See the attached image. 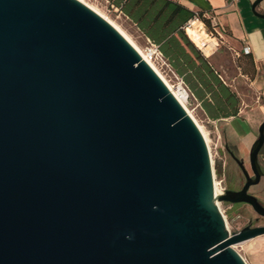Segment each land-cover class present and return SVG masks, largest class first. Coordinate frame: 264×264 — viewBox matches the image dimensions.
I'll return each instance as SVG.
<instances>
[{"label":"water","instance_id":"water-1","mask_svg":"<svg viewBox=\"0 0 264 264\" xmlns=\"http://www.w3.org/2000/svg\"><path fill=\"white\" fill-rule=\"evenodd\" d=\"M252 4V11L259 17ZM193 118L135 48L79 0H0V264H246Z\"/></svg>","mask_w":264,"mask_h":264},{"label":"crops","instance_id":"crops-1","mask_svg":"<svg viewBox=\"0 0 264 264\" xmlns=\"http://www.w3.org/2000/svg\"><path fill=\"white\" fill-rule=\"evenodd\" d=\"M106 1L111 3L109 0H101L109 7ZM256 1L255 12L264 14V0H125L121 9L118 5L120 2L117 5L112 3L118 8V11H112L124 23L129 34L144 43L151 41L150 38L164 40L172 34L176 35L179 28L185 32L188 22L201 17L210 22L212 30L218 32L237 56L241 54L248 58L251 64L250 84L255 98L250 104L243 101L242 105L238 103L236 113L224 117L225 112H219L212 119L215 125L222 128L224 148H231L243 160V164H248L249 149L264 120V18L252 11V4ZM177 6H181L182 10L178 11ZM188 12L191 17H188ZM244 46L249 48L247 55H243ZM218 77L227 85L219 73ZM230 90L234 92L231 88ZM236 97L238 98L237 94ZM193 98L203 114L210 119L200 105L208 95L200 100ZM258 161L264 171V145L259 152ZM234 166L235 174H239L237 166ZM237 180L238 177H233L234 182ZM262 180L264 181V175L259 183Z\"/></svg>","mask_w":264,"mask_h":264},{"label":"rangeland","instance_id":"rangeland-1","mask_svg":"<svg viewBox=\"0 0 264 264\" xmlns=\"http://www.w3.org/2000/svg\"><path fill=\"white\" fill-rule=\"evenodd\" d=\"M87 3L97 8L105 16L117 24L136 44L142 49L146 43L133 37L126 30L124 23L114 14L101 0H85ZM201 21L200 19H196ZM202 23V22H201ZM203 30L206 34L205 39L208 43L214 42V52L207 56L204 50L198 48L202 55L207 58L212 67L220 74L225 83L238 96V103L250 104L255 98L252 90L251 80V64L248 58H244L241 54L237 56L227 43L223 41L219 34L211 28L210 22L202 23ZM159 73L173 88L179 85L180 80L172 71L163 65L156 66ZM184 87V85H182ZM187 90V89H186ZM188 92V90H187ZM185 106L193 116L194 120L201 126L207 138L208 150L211 154V166L213 171V180L216 182L217 189L222 192L225 189H236L240 187L243 181L240 180V173L235 174L234 162L224 148L223 132L220 125H215L212 119H208L197 106L194 98L188 92ZM244 167L250 174L249 161L244 163ZM233 177H238L236 182ZM253 187V186H252ZM251 187V193L257 195L264 206V181ZM218 207L225 219L226 227L229 233L238 232L248 225L250 218L258 216L252 207L246 203H228L218 202ZM260 217V216H258ZM264 225V217H260L256 222V226ZM234 250L243 258L246 264H264V235L246 240L244 242L233 245Z\"/></svg>","mask_w":264,"mask_h":264},{"label":"trees","instance_id":"trees-1","mask_svg":"<svg viewBox=\"0 0 264 264\" xmlns=\"http://www.w3.org/2000/svg\"><path fill=\"white\" fill-rule=\"evenodd\" d=\"M109 1L114 4L120 2L118 5L121 9V4L125 0ZM176 8L178 11L182 10L181 6ZM187 15L192 16L189 12ZM198 18L203 23H207L204 18ZM176 33L164 40L150 38V42L157 45L172 73L177 76L192 97L200 100L204 95H208L209 100L203 99L200 105L210 119H215L219 112H225L224 117L229 116L230 113H236L238 106L236 94L222 82L218 72L194 46L184 30L179 28ZM247 54L243 53V55Z\"/></svg>","mask_w":264,"mask_h":264},{"label":"bare ground","instance_id":"bare-ground-1","mask_svg":"<svg viewBox=\"0 0 264 264\" xmlns=\"http://www.w3.org/2000/svg\"><path fill=\"white\" fill-rule=\"evenodd\" d=\"M79 1L83 2L85 5H87L89 8H91L94 12H96L102 18H104L107 22H109L135 48V50L139 53V55L143 58V60H145L143 55H142L141 49L117 24H115L111 19H109L107 16H105L97 8H95L92 5H90L89 3H87L85 0H79ZM185 32H186L187 36L189 37V39L198 48L204 50V52L207 56H210L213 54L215 43L214 42H212V43L207 42V40L205 39L206 34L203 30V26H202V23L200 21H197L196 19L191 20L189 22V24L186 26ZM145 61L158 74V76L163 80V82L166 84V86L169 88V90L172 92V94L175 96V98L178 100V102L184 107V109L187 111V113L193 118V116L191 115V113L189 112L187 107L185 106V101L187 99V91L181 85H178L175 88L171 87L169 85V83L159 73L156 66L154 64H152L151 62H148L147 60H145ZM193 120H194V118H193ZM195 123L197 124L199 130L201 131L203 138L207 144V147H209L208 143H207V138H206L205 133L203 132L201 126L198 125V123L196 121H195ZM209 155H210V159H211V154L209 153ZM211 162H212V160H211ZM213 184H214L215 194L216 195L220 194L221 192L217 189L216 182L214 180H213ZM217 205H218V202H217Z\"/></svg>","mask_w":264,"mask_h":264},{"label":"built area","instance_id":"built-area-1","mask_svg":"<svg viewBox=\"0 0 264 264\" xmlns=\"http://www.w3.org/2000/svg\"><path fill=\"white\" fill-rule=\"evenodd\" d=\"M106 2L108 3V1H106ZM108 5H109L108 8L110 10L118 11V8L115 7L112 3H108ZM188 24H189V22L187 23V25ZM213 31L218 33L216 30H213ZM242 51H243V53H248L249 52L248 46H244ZM141 52H142L144 59L147 60L148 62H151L155 66L163 65V66H166L169 68V65L167 64V62L163 58V56H162L161 52L159 51L157 45L151 43L150 41H147L146 45L141 49ZM179 85H181V86L183 85L181 81L179 82ZM183 88L186 90L185 86ZM187 97H188V92H187Z\"/></svg>","mask_w":264,"mask_h":264},{"label":"flooded vegetation","instance_id":"flooded-vegetation-1","mask_svg":"<svg viewBox=\"0 0 264 264\" xmlns=\"http://www.w3.org/2000/svg\"><path fill=\"white\" fill-rule=\"evenodd\" d=\"M225 150H226V152L228 153V155L230 156V158L232 159V161L234 162V164L237 166V168H238V170H239V172H240V180L243 181V182H242V184L240 185V187H238V188L235 189V190H239V189L242 187V185L244 184V182H245V178H244V176H243V174H242V172H241V170H240V168H239L237 162H236L235 159H234V157H236V158H238V157L236 156V154L234 153V151H233L231 148H229V147L226 146V149H225ZM238 159H240V158H238ZM263 173H264V171H263ZM257 185H258V184H257ZM255 186H256V185H253V187H255ZM251 187H252V186L249 187V189H248V193L254 195L259 201H261L257 195L251 193ZM253 187H252V188H253ZM231 189H232V188H231ZM259 218H260V217L254 215V217H252V218L249 219V221H248L247 224L250 225V226H256V222L258 221Z\"/></svg>","mask_w":264,"mask_h":264}]
</instances>
